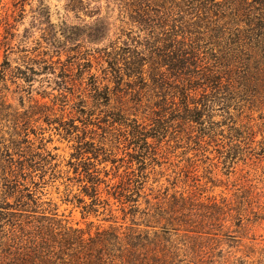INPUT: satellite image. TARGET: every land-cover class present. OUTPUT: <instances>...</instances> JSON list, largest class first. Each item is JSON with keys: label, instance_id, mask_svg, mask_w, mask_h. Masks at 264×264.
Returning <instances> with one entry per match:
<instances>
[{"label": "rangeland", "instance_id": "obj_1", "mask_svg": "<svg viewBox=\"0 0 264 264\" xmlns=\"http://www.w3.org/2000/svg\"><path fill=\"white\" fill-rule=\"evenodd\" d=\"M194 50L195 66L173 70ZM222 57L223 0H0V217L57 209L86 229L113 214L124 232L173 245L168 264H264V135L233 138L248 117L261 123L223 111ZM93 181L99 216L85 221L68 201L91 205ZM20 193L37 214L19 211Z\"/></svg>", "mask_w": 264, "mask_h": 264}, {"label": "trees", "instance_id": "obj_2", "mask_svg": "<svg viewBox=\"0 0 264 264\" xmlns=\"http://www.w3.org/2000/svg\"><path fill=\"white\" fill-rule=\"evenodd\" d=\"M179 53L180 57L176 64L173 62L171 64L174 66L173 70L183 75L197 64L199 55L197 50H194L192 55L185 51ZM221 62H223V111L230 113L229 110H234L250 116L258 113L261 123L255 126L248 117L245 125L234 130L233 138L248 141L257 134L255 128L264 135V0H223ZM190 74L193 75V71ZM190 74L185 76L188 81L191 78ZM220 76L211 73L202 77L204 85L211 88L213 93L216 92V96L222 89ZM188 77L190 78L187 79ZM192 88L180 93L184 101L182 105L186 108L193 104L192 93L197 92L196 88ZM208 98L211 99L212 96ZM212 102L214 101L210 103ZM191 112L188 113L201 117L198 111ZM233 151L236 158L242 154L240 149ZM33 162H36V159ZM47 166L33 167L30 164L28 168L34 172L40 168V171L44 172ZM26 170L27 168L20 169V177H23ZM89 184L92 185L89 189L92 193L86 194L93 200L91 205L75 197L68 201L69 205L82 210V219L85 221L91 216L98 218V207L101 204L98 197L99 182L93 181ZM245 198L247 197H235L241 201L236 202L239 211L232 215L233 220L241 221L243 207L247 203ZM18 202L21 212L28 215L39 212L40 206L32 195L20 193ZM50 212L49 216L44 215L41 219L28 222V217L23 221L15 215L0 217V264H168L177 256L178 250L173 245H166L158 235L152 240L150 235L138 231L128 229V232H124L123 227L117 226V218L113 214L102 221L109 224L108 228L96 226L92 222L87 223V228L84 229L61 219L57 209ZM8 217H11V220L7 219ZM175 220L169 221L172 228L177 224ZM158 242L162 246L158 245ZM148 249L152 252V257L145 258L143 251ZM4 254L7 257L6 262L1 259Z\"/></svg>", "mask_w": 264, "mask_h": 264}]
</instances>
